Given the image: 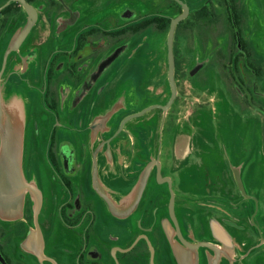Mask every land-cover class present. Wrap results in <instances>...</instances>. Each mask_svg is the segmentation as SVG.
Segmentation results:
<instances>
[{
  "label": "flooded vegetation",
  "instance_id": "obj_1",
  "mask_svg": "<svg viewBox=\"0 0 264 264\" xmlns=\"http://www.w3.org/2000/svg\"><path fill=\"white\" fill-rule=\"evenodd\" d=\"M26 109L0 264H264V0H0Z\"/></svg>",
  "mask_w": 264,
  "mask_h": 264
},
{
  "label": "water",
  "instance_id": "obj_2",
  "mask_svg": "<svg viewBox=\"0 0 264 264\" xmlns=\"http://www.w3.org/2000/svg\"><path fill=\"white\" fill-rule=\"evenodd\" d=\"M26 109L17 92L4 97L0 92V217L16 221L23 217L27 183L23 173ZM209 264H238L231 240L217 230L215 240L202 245Z\"/></svg>",
  "mask_w": 264,
  "mask_h": 264
}]
</instances>
